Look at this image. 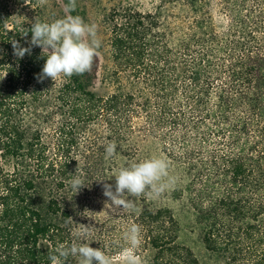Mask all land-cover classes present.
<instances>
[{"label": "trees", "instance_id": "16d2710c", "mask_svg": "<svg viewBox=\"0 0 264 264\" xmlns=\"http://www.w3.org/2000/svg\"><path fill=\"white\" fill-rule=\"evenodd\" d=\"M28 9L46 22L38 0H0V264H51L71 242L83 199L111 182L120 161L145 159L142 130L185 182L174 194H186L206 250L221 264H264V0L112 9L104 93L91 72L38 82L41 48L18 58L11 43L29 47ZM110 141L116 155L106 160ZM75 173L85 184L76 194ZM134 199L151 264H199L174 210Z\"/></svg>", "mask_w": 264, "mask_h": 264}, {"label": "clouds", "instance_id": "9594fccd", "mask_svg": "<svg viewBox=\"0 0 264 264\" xmlns=\"http://www.w3.org/2000/svg\"><path fill=\"white\" fill-rule=\"evenodd\" d=\"M40 5H45L48 0H38ZM67 13L74 12L76 0H68L65 5ZM31 40L29 47H21L16 40L11 41L14 55L23 58L31 53L33 46L41 48V57L46 58L42 71L37 75L38 82L51 78L55 83L62 78H71L73 75H84L92 70L99 55L101 41L97 36V26L89 24L79 15L67 14L64 18L54 19L51 22L35 20L29 29ZM28 31L24 36H27ZM117 144L114 141L105 147V159L116 155ZM170 162L163 156H151L138 162L117 169L115 186L104 184V196L111 203L107 204L116 211H138L135 199L141 196L156 200L167 190L173 188L178 178L170 173ZM69 185L76 194L85 186L78 173L73 175ZM88 234L87 226L82 231L74 232L70 245L59 244L54 249V254L49 255L51 264H66L69 257L74 258L75 264H114L113 257L106 254L101 248H93L91 242H83L82 237ZM123 239L126 246L120 252L121 264H145L138 255L142 245V226L136 223L124 232ZM80 240V242H77Z\"/></svg>", "mask_w": 264, "mask_h": 264}, {"label": "rangeland", "instance_id": "374dc122", "mask_svg": "<svg viewBox=\"0 0 264 264\" xmlns=\"http://www.w3.org/2000/svg\"><path fill=\"white\" fill-rule=\"evenodd\" d=\"M67 3V0H48L47 4L40 5L41 18L46 22H51L54 19L64 18L67 14H71L66 12L65 5ZM121 5L123 7L132 5L136 9L149 12L155 10L159 5V0H76V15L81 16L86 23L95 24L97 26V36L101 41V50H98L99 55L90 71L97 77L94 89L99 93H104L106 91L100 81L103 73L108 69H112L110 48L108 44V26L105 23L107 20L106 17L112 9ZM35 14L36 13H34L32 9H28L23 12L21 20L32 22L36 17L37 19L39 18V14ZM165 18L166 20L163 21V26L167 29L166 35L170 39L171 45V8H169L164 14V19ZM173 30L175 29L173 28ZM140 122L141 126L145 125L144 120H141ZM143 131L144 130H142L141 133L140 131L137 132L140 144L142 145L143 143L144 146L147 145L142 148L141 153H144L143 157L148 158L155 155L166 157L169 160V156L160 151L161 146L159 145V141L155 138L150 139L151 137H148ZM146 139H150L147 144L145 141ZM143 150H146V152ZM124 164L125 162L120 161L119 168L124 166ZM169 170L172 175H175L178 178L176 173L173 174L171 172V165ZM109 184L113 185L114 190L115 177L111 179ZM175 189H180L182 192L186 189L183 179L179 180L178 178V182L173 188L167 190L159 199L152 200V206L155 208L174 210L180 227L179 240L187 248L193 251L199 264H221L218 257L211 255L206 250L201 238V231L195 225V219L186 201V194H182V199L179 197L180 192L174 194ZM93 192L92 195L83 199L84 201L81 203L75 215L72 231H82L84 226H87L88 234L86 237H82L81 240H83V242H91L89 246L93 248H101L106 254L111 255L114 264H121L120 252L126 246L123 235L131 224H137L136 215L138 211L129 212L111 209L110 206L107 205L110 204L111 201L103 194L104 187L99 186L98 190L94 189ZM183 200L186 201L188 207ZM138 204L139 202L136 201L137 209L139 207ZM74 232L73 235L70 236L71 242L75 239ZM71 242L66 245H70ZM77 242H80V240ZM150 249L149 246L144 244L142 239V245L138 249V255L143 258L145 264H151V260L154 256V253ZM66 263L75 264V260L74 258L69 257Z\"/></svg>", "mask_w": 264, "mask_h": 264}]
</instances>
